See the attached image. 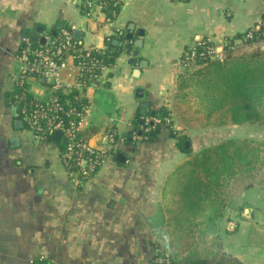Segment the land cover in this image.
<instances>
[{"label": "crops", "instance_id": "obj_1", "mask_svg": "<svg viewBox=\"0 0 264 264\" xmlns=\"http://www.w3.org/2000/svg\"><path fill=\"white\" fill-rule=\"evenodd\" d=\"M263 15L264 0H92L90 7L84 0H0V264H154L164 243L174 245L182 263L193 251L204 257L199 249L214 235L240 263L264 264V161L250 162L257 170L245 187L240 186L245 170L237 165L227 179L221 215L207 229L175 233L163 199L164 187L177 178L175 170L189 154L231 140L263 144L264 125L224 122L222 114L208 119L193 111L191 120H200L199 129L158 122L154 139L138 136L147 128L142 120L169 112L188 48L202 41L222 48L226 38L261 24ZM57 28L80 30L78 43L85 49H106L109 38L120 49L114 65L91 84H79L81 72L72 59L63 75L71 86L78 80L76 88L87 101L80 137L104 150L111 144L109 134L119 136L110 157L89 178L67 170L59 142L38 141L24 125L18 127L21 119L9 101L17 87L23 37L34 35L37 43ZM140 28L143 46L132 65ZM128 33L134 34L132 40ZM128 42L130 49L124 47ZM28 87L36 100L47 99L53 90L36 78ZM144 102L150 103L146 115ZM172 131L188 137L192 151H183ZM14 137L18 145L12 144ZM180 245L193 246L183 256Z\"/></svg>", "mask_w": 264, "mask_h": 264}, {"label": "trees", "instance_id": "obj_2", "mask_svg": "<svg viewBox=\"0 0 264 264\" xmlns=\"http://www.w3.org/2000/svg\"><path fill=\"white\" fill-rule=\"evenodd\" d=\"M61 29L63 28H57L56 31L59 32ZM249 33L251 36H248ZM239 39H243L246 44L259 43L264 40V15L258 26L234 37L226 38L224 43L226 56L223 60L213 59L209 54V50L215 47L212 42L202 41L195 46L197 52L195 61L190 59L193 49L188 48L182 58L183 65L184 68L194 65L195 71H192L189 77L185 71L181 73L178 83L180 92L177 96L189 103L194 113L199 116L211 119L215 115L222 114L229 116L236 124L264 125V50L239 53L236 44V40ZM78 45L83 48L81 44ZM107 45L106 49H91L89 57L86 56L84 50L78 53V62L84 61L86 64L80 77L85 85L91 84L92 80H97L101 73L98 66L114 65L120 49L114 45L112 38L108 39ZM22 49L23 46L20 51ZM94 61H97L98 65L94 66ZM89 68L91 71H88ZM90 75H92V80ZM22 91V88L17 86L12 91L9 101L16 106L18 117L23 121V127H26L27 122L23 120L21 113V108L25 103L21 98ZM56 94L61 97L66 107L75 105L81 109L87 106V101L76 88L60 89L56 91ZM167 115L168 112L163 109L155 118L165 123ZM138 123L139 120L136 121L137 128L140 127ZM141 130L144 140H152L159 132V126L157 127V124L151 126L149 132H145L144 128ZM138 131L139 129H135L132 133L137 134ZM150 132H154L153 137L150 136ZM172 134L178 138L177 143L183 151H191L186 147L188 137L174 131ZM53 138V133L43 135V141L53 142ZM62 140L59 143L63 146L62 152H64L67 149V143ZM228 149L229 145L220 143L201 150L191 161L178 167L175 170L177 178L170 180L164 187L163 199L168 211L167 224L175 233L188 236L196 229H207L221 215L225 204L221 190L227 179L233 176L236 168L234 157L232 153L227 152ZM69 170H74L73 166ZM197 254L196 251L191 252L182 263L178 261L175 254L169 253L167 257L171 264H242L226 253L221 245L216 252L208 253L204 257H199ZM158 255L160 253H157L155 258ZM37 263L47 264L48 262L38 261Z\"/></svg>", "mask_w": 264, "mask_h": 264}, {"label": "built area", "instance_id": "obj_3", "mask_svg": "<svg viewBox=\"0 0 264 264\" xmlns=\"http://www.w3.org/2000/svg\"><path fill=\"white\" fill-rule=\"evenodd\" d=\"M91 3L92 0H84L85 7H90ZM248 36H251V33ZM45 39L44 43L41 41L36 43L29 36H25L22 39L23 49L18 55V71L14 79L16 85L23 90L21 92V98L25 101L21 108L23 120L27 122V126L34 139L38 141H43L45 133L55 134L56 131H62V139L67 143L66 151L61 152L64 166L67 168L68 163L71 162L67 170L72 166L74 170H69L70 173L77 175L80 173L84 177L89 178L110 157L111 152L114 150L112 143L116 139V134H109L108 141L111 144L107 149L99 150L90 146L88 141L80 137L82 119L86 108L82 107L79 109L75 105L66 107L61 97L56 94V91L64 88L72 89L78 87V80L76 81V85L71 86L63 81V75L71 69L72 64L70 60L72 59L82 76L86 64L84 61L78 62V53L84 50L86 51V56L89 57L91 49L79 47L78 40L65 28L55 35H46ZM223 48L224 44L222 48H211L209 54L217 52L222 57L224 55ZM192 49L190 59L195 61L197 52L195 47ZM93 64L94 66L98 65L97 61H94ZM97 68H100L102 72L106 67L98 66ZM88 71H91V68ZM32 78L50 84L53 90L47 99L36 100L31 97L28 85ZM91 78L92 75H90ZM79 84L85 85L84 80H80ZM150 122H154L155 125V123L160 122V119H146L145 126L147 128L145 132H149L151 129L149 127L154 126L150 125ZM124 139L122 138L121 140L124 141ZM157 253L159 254L160 252ZM168 254L160 253L154 260L155 264H171L170 259L167 257Z\"/></svg>", "mask_w": 264, "mask_h": 264}, {"label": "rangeland", "instance_id": "obj_4", "mask_svg": "<svg viewBox=\"0 0 264 264\" xmlns=\"http://www.w3.org/2000/svg\"><path fill=\"white\" fill-rule=\"evenodd\" d=\"M236 44L238 46L239 53H242V52H249V53L252 52L253 53L254 51H257V50H262V51L264 50V40H262L259 43L246 44L243 42V39H239V40H236ZM223 50H224V48H223ZM223 54L224 55L222 57H220V55L217 52H215L214 54L211 53L210 55L212 56L213 59L223 60L226 56L225 51ZM18 64H17V67H18ZM193 67H194V65H189V66H186L185 68L183 66V71L186 72L187 77H189V75L192 71H195V68H193ZM179 92H180V90L177 89L175 98L173 99V101H171V102L169 101L170 103L168 104V109H169V112L171 113V116L168 112L166 121L169 124H171V125L173 124L176 127H177V125L178 126L180 125L181 127L189 126L190 128H197V129L201 128L202 123L200 122V120L199 121L191 120L192 116H193V114H192L193 108L189 103L182 101L177 96ZM225 117H226V121H224V122L231 120L229 116L226 115ZM217 119L223 120V116H222V118L220 117ZM218 122L219 121H216V123H213V124H218ZM25 130L27 132H30L28 126L25 127ZM240 141H241L240 142L241 144L236 143L234 140H231V141H228L225 143L227 145H229V149L227 150V152L230 154L232 153L236 167H237V165H239V166H242L243 169L245 170L242 174L243 178L240 180V186L245 187V186L249 185L250 183H252V179H251L252 178L251 177L252 172H253V175H255V171L257 170V169H254L252 171L253 167L256 168L257 166L256 165L252 166L250 164V162L255 161L256 158L258 159V163H259V161H264V160H260V159H262V157H264V143L262 144V142H260V141L258 142V141H254V140H250V139L240 140ZM191 151H192V149H191ZM189 155L191 157L189 161H191L193 159V157L197 154H193V155L189 154ZM261 166H259V169L263 168ZM259 171L260 170H258V172ZM261 171L259 173H261ZM259 173H257V174H259ZM254 181L256 182L255 179H254ZM226 183H227V181H226ZM226 183L224 184V186L222 188L223 190H221L223 195H225V192H226L225 190L227 189ZM233 183H235V182L233 181ZM235 188L236 187L234 185L228 186V191L230 193H232V191H230V190H232V189L235 190ZM226 197L227 196L225 195L224 198L227 200L228 198H226ZM219 245H221L219 242V239L216 235H214L211 238L209 243H206L205 246L201 245V247L199 249V254L204 255V254H208L211 252H216L217 249L219 248ZM173 246L174 245L169 244V243L161 244L158 246L157 252L165 253V254H168V253L176 254V250L174 249ZM192 246L193 245H189V249ZM178 248H182V249H180L182 251H181V253H179V255L184 256V255L189 254V249H183V245H180V247L178 246ZM185 248H187V245H185ZM157 252H156V255H157Z\"/></svg>", "mask_w": 264, "mask_h": 264}, {"label": "water", "instance_id": "obj_5", "mask_svg": "<svg viewBox=\"0 0 264 264\" xmlns=\"http://www.w3.org/2000/svg\"><path fill=\"white\" fill-rule=\"evenodd\" d=\"M130 28L131 29H134V26L133 25H131L130 26ZM43 31V29H40V31ZM70 33H73V36H74V38L76 39V40H79V41H81V37H82V33H81V31L80 30H78V29H69L68 30ZM144 33H145V31H144V29H138L137 30V35H138V39H135L134 40V42H133V45L136 47V49H134L133 50V57L130 59V61H129V63L130 64H132V65H135L136 64V62H137V56L139 55V49L143 46V40H142V37L144 36ZM56 34V32L54 33V35ZM134 38V34L133 33H128L127 34V39H129V40H132ZM31 39L34 41V40H36V36H31ZM45 37H42L41 39H40V41L42 42V43H44L45 42ZM115 43L116 44H118V41L116 40L115 41ZM124 47L126 48V49H130L131 47H132V45H131V43L130 42H128V43H125L124 44ZM136 72L137 73H139V70H136ZM150 106V103L149 102H144L143 103V109L141 110V112H142V114H144V115H146L147 114V108ZM151 114H152V116H155V114H156V112L153 110V111H151ZM141 124H145V120H142L141 121ZM16 125L18 126V127H22V125H23V121L22 120H18L17 121V123H16ZM150 125H154V122H150ZM62 135H63V133H62V131H56L55 132V134H54V141H56V142H59V141H61L62 140ZM143 135V131H139L138 132V136H142ZM150 136H154V132H150ZM18 138L17 137H14V138H12V144L13 145H18ZM62 142H65V140L63 139L62 140ZM190 146V143L187 141L186 142V147L188 148ZM119 159L121 160V161H124L125 160V158L124 157H119Z\"/></svg>", "mask_w": 264, "mask_h": 264}]
</instances>
